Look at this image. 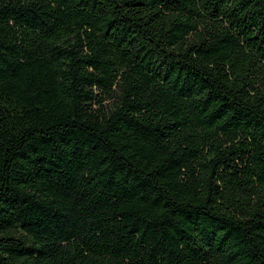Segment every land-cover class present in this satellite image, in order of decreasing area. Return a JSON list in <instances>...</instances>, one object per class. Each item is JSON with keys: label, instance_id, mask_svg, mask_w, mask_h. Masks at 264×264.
Instances as JSON below:
<instances>
[{"label": "trees", "instance_id": "16d2710c", "mask_svg": "<svg viewBox=\"0 0 264 264\" xmlns=\"http://www.w3.org/2000/svg\"><path fill=\"white\" fill-rule=\"evenodd\" d=\"M0 264H264V0H0Z\"/></svg>", "mask_w": 264, "mask_h": 264}]
</instances>
